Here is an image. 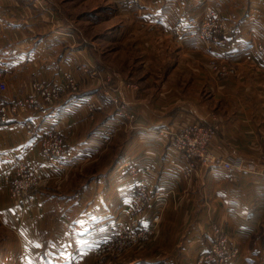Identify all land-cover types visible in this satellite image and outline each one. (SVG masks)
I'll return each mask as SVG.
<instances>
[{"label": "crops", "instance_id": "obj_1", "mask_svg": "<svg viewBox=\"0 0 264 264\" xmlns=\"http://www.w3.org/2000/svg\"><path fill=\"white\" fill-rule=\"evenodd\" d=\"M21 1L24 2L22 6L18 0H0V103L11 102L27 92L29 79L50 81L65 68L72 67L76 71L82 50L87 53L96 51L102 56L109 53L103 44L100 49V37L111 42L112 46H119L120 51L126 50L128 29L134 30L135 42L147 50L153 46L156 37H163L171 44H165L164 48L169 50V46H177L182 53L190 54V61L200 62L202 57L216 58L234 61L237 65L250 64L253 69L248 70L243 82L225 87L216 99L221 106L217 109L225 120L222 131H219L220 141L230 166L217 164L183 182L186 164L168 143L166 145L160 129L178 127L185 120L177 122L171 118L143 122L139 119L135 121L130 137L123 134L118 155L114 154L115 160H108L111 155H107L100 163L86 165L85 172L79 175L83 179L68 192L64 187L60 195L49 193L31 202L19 200L11 203L6 200L0 204V224L15 232L14 240L18 246L6 256L4 263L87 264L97 244L108 238L120 223L119 213L129 201L132 187L148 167L150 189L162 191L165 193L163 197L167 195L169 200L180 190L190 195L189 217L183 222L172 208L166 211L164 228L154 245L155 251L140 253L124 264H192L190 259L209 248L213 224H218L230 241L240 248L234 264H264V159L260 158L264 144V103L257 97L263 87L256 82L264 60V0H142L135 7H126L128 11L124 15L129 16L130 24L119 26L117 38H114L115 29L111 23L97 33V45L83 40L74 20L61 14L63 21L68 23L63 24L60 17L58 23L62 24L48 26L49 19L39 7L31 0ZM11 2L20 6L21 18ZM253 6L260 7L261 17H248L249 8ZM210 7L217 9L233 26L228 41L212 47L188 37L184 28L177 25L192 16V12L201 13ZM63 31L76 35V46L70 47V38L66 37L65 50L60 42L66 35ZM144 63L147 65L146 61ZM153 76L163 78L151 72L144 80L154 79ZM187 88L190 90V86ZM92 91L67 95L48 109L20 111L5 119L0 117V182L18 161L48 173L49 178L57 175L58 163L43 157L39 145L40 139L55 127L61 126L68 138L66 152L58 158L64 164L74 165L95 159L103 149L102 125L121 127L123 120L118 121L110 113L101 122L86 121L82 117L83 103L94 99ZM119 94L124 96L122 88ZM109 106L106 100L102 111H108ZM191 108L194 109V119L209 120L208 113L200 115L204 107ZM127 163L135 173L125 169L129 168ZM158 200L142 214L140 224L151 222ZM48 207L54 212L60 230L51 224L41 228L44 226L41 220L47 214L43 210ZM15 244L7 240L8 247H15Z\"/></svg>", "mask_w": 264, "mask_h": 264}, {"label": "rangeland", "instance_id": "obj_2", "mask_svg": "<svg viewBox=\"0 0 264 264\" xmlns=\"http://www.w3.org/2000/svg\"><path fill=\"white\" fill-rule=\"evenodd\" d=\"M18 1L20 2V6L24 4L21 0ZM141 1L142 0H138L137 3H133V5L129 7H135ZM31 2L46 14L50 22L48 26L57 27L62 23H68L63 21L64 18L61 15L63 14L64 17L72 21L74 20L77 23L76 27L80 28L79 32L82 34L83 40H89L93 44H96L95 42L98 41L97 33L104 29V27H107V25L111 23L114 24L112 27L115 29L114 38H117L120 29L119 26L121 24H130L129 16L127 14L124 15L128 10L125 7L126 4H124L122 0H31ZM27 4L30 7L32 6L29 3ZM12 6L15 11H17L18 17L21 18L19 11L20 6L15 5V3H12ZM200 9L202 10L203 8ZM197 12L198 11L192 12V17H196V31L199 35L192 37L189 35L188 31H185L188 37L195 38V40L209 47L219 45L217 42L212 41L214 36L221 37L223 34H228L226 38L228 41L229 34L233 27L229 20L226 21V19L221 16L220 12L212 7L202 10L201 13ZM121 13L123 15H119ZM261 14L262 12L259 6L249 8V18H259ZM60 17L62 19H60ZM59 19L62 23H58ZM63 32H65L66 35L62 34L65 36H62V41L60 42L63 47H65V50L67 46L64 39L66 40V37L70 38V47L73 48L76 46V41H78L76 35L71 31ZM127 34L126 50L120 51L119 46H112L111 42L108 43V40L100 37V49L103 44L106 46V50L109 53L102 56V53L99 55L96 51L87 53L82 50L83 55L76 66V71H74L72 67L65 68L56 79L50 81L29 79L27 80V92L22 93L11 102L0 103L1 117L2 106L12 110L13 102L18 99H29L30 95L34 94L41 100V107H36L37 109L34 107L17 108L10 114V116H14L20 111L37 112L51 108L53 105L61 102L67 95H76L81 91L92 89L93 91L90 93H95V96H93L94 99L83 103L85 109L82 110V117H84L86 121L92 119L91 122L95 121L97 123V120L101 122L105 115L111 113L118 121L123 120L121 127H119V125L116 128H110L107 127V125H102V128L99 127L102 133L101 141L103 149L101 153L95 155L97 156L95 159H86V161L78 162L74 165H69L70 163L66 165L61 159H58L64 155L67 144H69L67 143V135L61 129V126L49 129L45 135L51 132V136H43L44 138L42 137L39 141L40 152L46 159H53L58 163L59 173L49 178L48 173L34 170L28 163L25 164V168L22 169V172L19 174H17V170H14V168L7 171L15 174L14 176L12 174L8 181H4V179L1 180L0 204L6 203V200H11V203L19 200L31 202L36 200L35 198L46 197V194L49 193L60 195L64 187H66V189L68 188L66 190V192H68L74 185H77V181L83 179V176L79 177V175L85 170L86 165L100 163L107 155H111L108 160H115L116 156L114 154L118 155L119 145L123 141V134H127L126 138L130 137L129 134L135 125V121H139V119L143 122H150L151 120L155 122L157 120L171 118L177 120V122L185 120L178 127L160 129L161 137L167 141L166 145L168 143L171 149L173 148L184 161V164H186L183 170V182L189 181L193 178L194 174H198V172H203L207 168L212 167L202 164L198 154L193 155L190 159L193 162V167H188L187 162L189 161L182 157L180 154L182 153L181 150L177 149L175 144V140L184 126L190 124L207 125L210 122L216 123L218 128L212 141L208 143L207 149L219 158L221 165L226 167L230 166L229 162L224 157L223 145L220 141L219 131H222L225 120L217 109L221 106L220 101L216 99H218V94L222 93L225 87L233 85L236 82H243L244 77L246 78L247 76L248 70H251V68L253 69V67L250 64L237 65L234 61L207 57H202L200 62L195 60L190 61V54L182 53L177 46H169V50L166 47V50V48H164L165 44H171L168 38L164 39L163 37H156L155 41H152L153 46L150 47V50H147L135 42V32L133 29H128ZM157 49L159 50L156 51ZM114 52L115 54L113 55ZM157 53L158 55H155ZM150 54L154 57L149 56ZM144 61L147 62V65ZM108 65L115 67L114 70L109 68ZM262 66V69L257 72L256 82L260 87H263V90H259L257 97L264 103V60ZM151 72L154 75L160 74L163 78L160 79L158 76H153L154 79L144 80V77ZM132 75H136V77L131 78ZM35 83L51 88V90L52 87L56 86L59 87L60 90L56 95L53 97L50 96L51 98L45 100L44 97L38 93L37 89L33 87ZM187 85L190 86V90L187 88ZM121 88L124 90L123 97L119 96V90ZM200 89L202 90L199 92ZM140 94L142 97L139 98ZM138 98L140 100L139 102L137 101ZM106 100L109 101L110 106L108 111L104 112L102 109L104 108L103 105ZM133 105L137 107H130ZM191 106L204 107L205 110L203 109L204 112L200 115H206L208 113L209 120L201 121L194 119V109H192ZM239 119L241 120L243 118ZM262 136L264 137V133ZM261 148L263 149L260 151V158L264 159V144ZM57 151L62 152V154L53 156ZM127 165L129 168L125 169L131 174L135 173V170L131 169L132 167H130V164L127 163ZM98 167L99 166H96V168ZM187 167L188 169H186ZM110 168L112 169L114 167L112 166ZM146 169L147 171L141 174V176L147 179L149 187V169L148 167H146ZM27 175L28 177H26ZM73 180H75V182ZM135 185L136 184H134V186ZM134 186L131 190L132 193ZM171 193H169V195ZM164 194L165 193L162 191L151 188L145 202L140 205L135 212L126 214L123 209L119 213L120 223H117L116 229L112 231L113 233L109 235L110 237L108 236V238L106 237L100 242L108 243L106 248L97 254L94 252L87 264H124L131 259V257L134 258L140 253L146 254L150 250L155 251L154 245L158 242V238L161 236L162 229L164 228L163 217L165 212L172 208L176 211L175 213L180 215L181 220L185 222L189 217V210L187 207L192 202L190 195L188 193H181V190L177 191L170 200L167 199V195L163 197ZM67 196H70V194ZM30 197H32V199H30ZM157 199H160L157 201L158 208L156 212L151 215V222L146 225L140 224L142 214L145 213L149 206ZM43 212L47 214L44 218L45 220H41L45 227L42 225L41 228H46L51 224L55 227L57 226V229L59 224L55 223V214L50 207L43 210ZM210 230L212 237L209 248L189 261H191L192 264H206L205 257L209 252H213L215 243L213 242L214 236L222 235L229 241L231 247H235L238 250L235 256H230L225 261V264H234L239 257L240 248L230 241L227 233L218 224L211 225ZM9 239L14 244L16 243L14 240L16 239L15 232L0 224V264H5L4 259L6 256L10 255L9 253H11V251L18 249L16 244L15 247H8L7 240L9 243ZM100 243H98L97 246ZM12 261L13 258L11 256L10 262Z\"/></svg>", "mask_w": 264, "mask_h": 264}, {"label": "built area", "instance_id": "obj_3", "mask_svg": "<svg viewBox=\"0 0 264 264\" xmlns=\"http://www.w3.org/2000/svg\"><path fill=\"white\" fill-rule=\"evenodd\" d=\"M137 1L138 0H122V2L126 4L125 7H129L133 5V3H137ZM196 24H197L196 17H192V16H189L187 19L179 21L177 23L179 28H184V30L188 31L189 35L192 37H196L199 35L198 32L196 31ZM227 36L228 34H223L221 37L214 36V38H212V41L217 42L218 44H222L227 42L226 40ZM33 87L37 89L38 93L42 97H44L45 100L51 98L50 96L53 97L60 90V88L56 86L52 87L51 90V88H47L38 83H35ZM41 105H42L41 100L38 99L34 94H32L30 95L29 99H25V100L18 99L15 102H13L12 110H9L5 106H2L1 118L5 119L7 117H12V115L10 116V114L13 111H15L17 108L34 107L35 109H37L36 107H41ZM217 128L218 126L216 123L210 122L207 125L190 124L184 126L181 129L179 136L175 140V144L177 149L181 150L182 153L180 154L182 155V157L189 161L187 162L188 167L189 166L193 167V162L190 159L193 155L196 154L199 155L202 164L204 165L213 166L220 163L219 158L213 152L207 149V145L209 142L212 141ZM51 134L52 133L50 132L47 135H44V137L51 136ZM54 154L55 155L53 156H58L62 154V152L57 151ZM25 164L26 163L22 161H18L15 164L14 170L15 169L17 170V174L22 172V169L25 168ZM188 167L186 169H188ZM12 174L13 173L6 172L3 175L2 179H4V181L5 180L8 181L10 180V176ZM26 177H28V175ZM0 190H1V186H0ZM149 190L150 189L148 187L147 179L141 176L139 178V181H137L136 185L134 186L131 198L126 204V207L124 209L125 213L129 214L130 212H135L136 209L145 202ZM30 199H32V197H30ZM213 242H215L213 247V252H209L210 250L207 251L209 252V254L205 257L206 264H225V261L227 260L228 257L235 256L237 254L238 251L237 248L231 247L229 241H227V239L224 236L222 235L214 236ZM107 244L108 243H100L94 249V252L97 254L103 251L106 248Z\"/></svg>", "mask_w": 264, "mask_h": 264}, {"label": "bare ground", "instance_id": "obj_4", "mask_svg": "<svg viewBox=\"0 0 264 264\" xmlns=\"http://www.w3.org/2000/svg\"><path fill=\"white\" fill-rule=\"evenodd\" d=\"M128 203V202H127ZM126 207V206H125ZM125 207L123 209H125Z\"/></svg>", "mask_w": 264, "mask_h": 264}]
</instances>
